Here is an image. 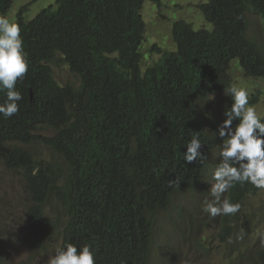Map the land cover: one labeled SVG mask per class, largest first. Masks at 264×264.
<instances>
[{
  "label": "trees",
  "instance_id": "16d2710c",
  "mask_svg": "<svg viewBox=\"0 0 264 264\" xmlns=\"http://www.w3.org/2000/svg\"><path fill=\"white\" fill-rule=\"evenodd\" d=\"M13 2L0 0V16ZM143 4L55 0L30 20L24 18L27 6L21 7L13 22L20 27L28 71L15 86L23 96L18 114L0 116V160L23 179L33 247L40 248L48 233L46 209H60L59 250L87 245L95 264H147L154 214L162 210L170 217L176 193L205 183L209 155L219 144L195 120L197 102L231 88L232 61L245 77L264 84V47L247 35L248 14L259 16L264 30V0L201 2L210 29L173 22L175 49L152 45L159 57L144 72ZM57 57L78 76L77 87L55 80L49 65ZM5 99L0 91V103ZM231 103L228 96L225 110ZM193 135L202 143V158L188 163L183 156ZM36 140L63 161L64 175L53 160L33 156L29 146ZM258 190L245 182L225 194L239 204ZM233 220L219 218L226 225ZM228 236L225 229L221 238ZM247 245L235 264H264V232Z\"/></svg>",
  "mask_w": 264,
  "mask_h": 264
},
{
  "label": "rangeland",
  "instance_id": "374dc122",
  "mask_svg": "<svg viewBox=\"0 0 264 264\" xmlns=\"http://www.w3.org/2000/svg\"><path fill=\"white\" fill-rule=\"evenodd\" d=\"M55 0H14L5 18L14 22L23 6H27L24 18L29 20L39 11L53 4ZM145 0L141 17L145 25L144 41L141 48V70L153 64L158 56L150 51L155 44L161 49L172 51L175 49L170 40L173 22L184 20L193 29H210V24L204 19L199 4L205 0ZM248 37L259 45H264V30L262 19L248 14ZM55 80L60 84L79 85V78L71 73L68 66L61 63L57 57L49 65ZM233 86L246 89L248 94L261 90L263 84L258 79H245L238 67H232ZM264 97V92L262 94ZM220 102V103H219ZM195 117L202 122L206 130L214 135L219 144L211 152L204 170L205 183L194 184L189 189L176 193L173 206L166 211L154 214V231L152 254L148 264H225V252L220 245L221 227L220 216L210 217L202 212L205 199H211L212 174L221 162L219 152L225 139L218 135V126L223 122L225 96L221 99L214 95L201 99L196 104ZM257 114L261 111L260 105H255ZM46 131L41 133L46 135ZM29 151L35 158L51 159L55 162L58 172L66 173L67 167L58 157L50 154L41 140H36L29 146ZM223 199V197H222ZM264 202V190L256 195L247 197L235 215L232 227L235 228L233 238L237 243L256 242L264 232V224L257 230V219L248 220L249 213L256 210L257 204ZM26 190L23 179L18 170H9L0 161V264H49L53 255L59 250L60 238L58 229L62 226L64 217L60 209L51 212L48 208L49 230L40 248L32 246L26 225L25 204ZM176 210L171 211L173 207ZM231 220V219H230ZM247 226L252 231L247 229ZM245 230L248 234L245 235ZM257 230V231H256ZM233 243L232 239L229 244ZM204 247L210 250L205 253Z\"/></svg>",
  "mask_w": 264,
  "mask_h": 264
},
{
  "label": "clouds",
  "instance_id": "9594fccd",
  "mask_svg": "<svg viewBox=\"0 0 264 264\" xmlns=\"http://www.w3.org/2000/svg\"><path fill=\"white\" fill-rule=\"evenodd\" d=\"M153 1L159 2L158 0ZM143 41L140 46V52ZM258 46L264 47V45L259 44ZM157 56L159 57L158 54ZM233 65L238 67L241 71L236 61L230 63L227 73L230 77L231 88H229L227 92L212 94L214 97L218 98V100L221 99L222 96H225L223 122L218 126V135L222 138L225 137V139L221 144V150L219 152L221 162L212 174L214 183H211L212 186L209 191L211 199H205L202 205V212L208 214L210 217L235 215L240 209V204L247 197L254 196L260 190H264V97H262L264 88L257 92L251 91L248 94L246 89L234 87L231 76ZM27 71L28 61L26 53L24 52L20 27L11 22L8 18L0 16V91L6 93L5 101L0 103V116H3L5 119L19 112L18 102L23 99V96L16 90L15 86L18 80L23 79ZM244 78L252 79L245 76ZM228 96L231 97L232 103L230 108L225 110ZM256 104L261 107V111L258 114L257 110L254 108ZM195 111L196 106L194 109V118L204 129V124L196 119ZM233 120L239 121L235 127L232 126ZM204 133L210 136L212 135L207 130H204ZM186 146L187 151L183 156L186 162L192 163L197 161L198 158H202V153L200 151L202 143L198 135H193ZM245 182L251 183L260 190L256 193L246 195L239 204L231 203L229 199H227L225 193L235 184L242 185ZM263 209L264 202H261L257 204L255 211L249 213V221L257 219V230L260 228L259 226L262 225L260 213ZM219 224L221 227L220 238L225 229L229 231V236L226 239L221 238L220 241V245L225 252V264H235L234 259L236 255L245 257V252L248 248L247 242L237 243L236 239L233 238V232L235 236V228L232 227V223L226 225L221 221ZM230 239L233 241L231 245L229 244ZM228 250H232L230 254L227 252ZM151 254L152 251L150 250V257ZM149 261L150 258L148 262ZM49 264H95V260L89 246L85 245L78 251L75 245L68 244L65 248L58 250L55 255L51 257Z\"/></svg>",
  "mask_w": 264,
  "mask_h": 264
},
{
  "label": "bare ground",
  "instance_id": "6f19581e",
  "mask_svg": "<svg viewBox=\"0 0 264 264\" xmlns=\"http://www.w3.org/2000/svg\"><path fill=\"white\" fill-rule=\"evenodd\" d=\"M197 106V105H196ZM204 130H206V128H204ZM211 154V153H210ZM210 156V155H209ZM260 219H261V224H264V209L262 210V212L260 213Z\"/></svg>",
  "mask_w": 264,
  "mask_h": 264
}]
</instances>
